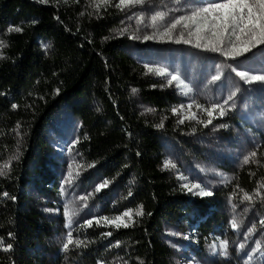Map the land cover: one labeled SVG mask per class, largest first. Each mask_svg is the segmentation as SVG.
<instances>
[{"label": "trees", "instance_id": "16d2710c", "mask_svg": "<svg viewBox=\"0 0 264 264\" xmlns=\"http://www.w3.org/2000/svg\"><path fill=\"white\" fill-rule=\"evenodd\" d=\"M130 35L111 7L0 0V264H175L167 226L189 223L197 244L226 233L220 195L190 196L161 169L179 100L146 73ZM251 92L263 101L258 120L233 121L258 142L236 176L246 195L264 177V82ZM61 109L80 122L76 146L90 178L115 184L117 209L143 211L128 227L92 225L84 246L67 251L39 199L57 196L48 127Z\"/></svg>", "mask_w": 264, "mask_h": 264}, {"label": "rangeland", "instance_id": "374dc122", "mask_svg": "<svg viewBox=\"0 0 264 264\" xmlns=\"http://www.w3.org/2000/svg\"><path fill=\"white\" fill-rule=\"evenodd\" d=\"M214 2L221 0H143L126 7L116 6L120 0H108L106 4L101 0H46L59 7L80 4L91 10L114 8L129 28L134 54L146 73L158 79V85L172 91L179 100L173 112L180 132L175 130L163 139L161 169L190 196L203 197L198 195L200 189L210 191L211 196L220 195L228 228L226 233L197 244L194 228L189 223L167 226L163 240L172 249L175 264H264V224H261L264 221V177L253 195H246L236 180L237 172L246 165L245 157L255 152L258 142L233 122L244 114L253 120L259 118L263 101L252 95L251 88L262 81L248 83L236 73L245 72L248 77L263 75L259 70H264V46L258 45L242 56L226 57L221 52L195 47V36L191 37L192 44L177 43L181 34L184 39L190 38L189 31H194L190 22L189 28L181 24L165 35L173 22ZM98 3L100 6L96 7ZM205 35L210 37V34ZM222 47L228 50L227 39ZM149 68L153 71L149 72ZM160 69L166 70V74H157L156 70ZM171 76H178L179 80L169 85ZM215 105L224 107L223 116L219 109L213 110ZM206 109L212 110L211 117ZM79 126V120L71 112L61 109L48 127L58 189L57 196L44 195L39 199L42 211L58 223L60 233L56 239L62 250H65L63 244L69 232L74 243L68 249L84 246L83 237L91 227L86 225L87 220L110 230L117 228L115 223H105L102 218L113 221L122 217L124 222L130 223L138 212L117 209L120 194L115 184L101 177L90 178L92 167L84 163L76 146ZM259 128L263 131L264 126ZM167 162L174 167H165ZM105 182L106 186L99 188ZM184 184L189 188L199 185L200 189L188 191ZM126 212L131 213V219L123 215ZM233 221L236 228L231 226ZM75 241L82 243L77 245ZM225 244L226 247H222Z\"/></svg>", "mask_w": 264, "mask_h": 264}, {"label": "snow or ice", "instance_id": "6c2138e0", "mask_svg": "<svg viewBox=\"0 0 264 264\" xmlns=\"http://www.w3.org/2000/svg\"><path fill=\"white\" fill-rule=\"evenodd\" d=\"M41 2H46V0H41ZM102 3H107L108 0H101ZM143 0H120V3L116 5L117 7H126L134 3H142ZM96 7H99L100 4H96ZM194 26V31H189V39H184L183 34H181L180 39L176 42H183L185 44H192L193 40L191 37L195 36V47L205 48L214 52H221L226 57H236L242 56L245 53L252 50V48L261 45L264 46V0H221V2L209 3L207 6L197 8L192 11L190 16L181 17L170 25V28L166 30L165 35L171 30L176 29L178 25L183 24L185 28H189L190 24ZM20 31V28H10L9 31ZM205 34H210L205 35ZM171 39V37L169 36ZM145 39H150V37H145ZM229 44L228 50H224L222 47L225 43V40ZM201 41H206L201 43ZM153 69L149 68V72H152ZM157 74L165 75L166 70H156ZM238 76L245 80V82L251 83L253 81H262L264 82V75H254L248 77L245 72H237ZM219 77H213V79H218ZM179 80L178 76H171V79L168 80V84L171 85L173 81ZM231 99V97H229ZM227 103V102H226ZM219 109V114L223 116L225 114V109L223 106L215 105L213 110ZM175 111V110H174ZM208 111L209 116L212 115V110ZM183 122V121H181ZM211 123V119L208 121ZM256 153H250L249 156L245 157L244 163H249V160L252 157H255ZM165 167H174L171 162H167ZM2 174V173H0ZM69 177H71V171L69 172ZM102 184L99 188L106 186ZM183 187L188 191L192 189H200L199 185H192L189 188L188 184H184ZM99 188L97 190H99ZM200 196H211L210 191H205L200 189L198 192ZM251 199V197H246ZM124 216L131 219V213L126 212ZM137 215H143L142 208L137 212ZM105 223H115L117 228L123 226L128 227L129 223H126L122 220V217H116L113 221H109L107 217L102 218ZM96 223L99 224L100 220H96ZM93 220H87L86 225L92 226ZM261 224H264V221H261ZM71 225V220H69V226ZM233 228L237 227L235 221L231 225ZM252 229L249 230L251 233ZM72 234L68 233L67 242L63 244V248L67 250L71 244H73ZM77 245L81 244L82 241H75ZM222 247H226L222 245ZM11 245H9L5 250H9Z\"/></svg>", "mask_w": 264, "mask_h": 264}]
</instances>
